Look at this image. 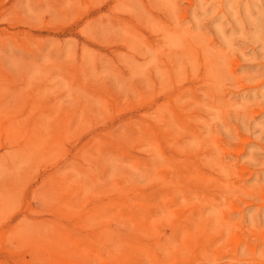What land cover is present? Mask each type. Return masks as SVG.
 <instances>
[{
    "label": "rangeland",
    "instance_id": "374dc122",
    "mask_svg": "<svg viewBox=\"0 0 264 264\" xmlns=\"http://www.w3.org/2000/svg\"><path fill=\"white\" fill-rule=\"evenodd\" d=\"M0 264H264V0H0Z\"/></svg>",
    "mask_w": 264,
    "mask_h": 264
}]
</instances>
